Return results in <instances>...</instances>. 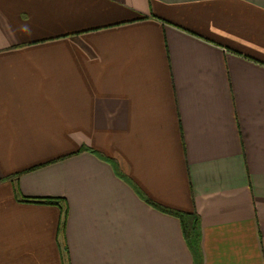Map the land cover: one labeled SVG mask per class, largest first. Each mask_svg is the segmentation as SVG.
Returning <instances> with one entry per match:
<instances>
[{"label": "crops", "instance_id": "obj_1", "mask_svg": "<svg viewBox=\"0 0 264 264\" xmlns=\"http://www.w3.org/2000/svg\"><path fill=\"white\" fill-rule=\"evenodd\" d=\"M88 149L264 264V0H0V264H195Z\"/></svg>", "mask_w": 264, "mask_h": 264}, {"label": "trees", "instance_id": "obj_2", "mask_svg": "<svg viewBox=\"0 0 264 264\" xmlns=\"http://www.w3.org/2000/svg\"><path fill=\"white\" fill-rule=\"evenodd\" d=\"M88 151L97 155L101 160L109 163L113 167L117 176H119L122 180H124L127 184H129L136 191V193L140 195L148 204H150L155 209L163 213L176 217L180 221L183 236L189 250L193 255L194 263L202 264V259H201L202 228H201L200 217L197 213L181 211L152 201L142 192L139 186L130 177H128L123 173L118 163L114 159L107 157L92 149H88ZM15 177L18 178V174H16ZM17 178H15V180H17ZM43 202L47 204H56L58 203V200L47 198L43 200Z\"/></svg>", "mask_w": 264, "mask_h": 264}]
</instances>
